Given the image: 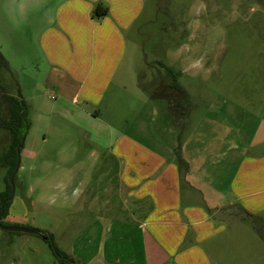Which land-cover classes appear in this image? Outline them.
<instances>
[{"label":"rangeland","instance_id":"374dc122","mask_svg":"<svg viewBox=\"0 0 264 264\" xmlns=\"http://www.w3.org/2000/svg\"><path fill=\"white\" fill-rule=\"evenodd\" d=\"M63 1L33 20L49 18ZM11 2L0 0V51L14 72L1 82L25 101L32 125L21 143L5 223L47 230L60 250L78 256L74 250L86 245L82 237L91 217L111 216V204L108 210L102 197L95 204L90 199L102 194L100 185L108 176L113 184V150L120 153L128 143L175 147L182 155L180 166L214 203L228 197L238 155L264 154V0H144L142 14L126 34L128 48L100 119L86 113L90 108L73 105L51 82L55 76L40 45L43 28L31 38L32 22L22 30L14 27ZM162 64L182 71L186 89L179 118L167 97L156 96L162 90L160 75H166ZM11 142L0 128V157ZM7 174L0 165V192ZM107 186L111 191L104 198L112 200V186ZM82 193L85 200L76 202ZM216 212L227 222L242 215L236 204ZM251 225V219L242 224L246 236ZM233 236V230L226 233L223 247L220 236L212 241L215 260L231 264ZM83 257L86 252L73 264H103L100 258L83 262ZM0 264L59 262L39 235L0 227Z\"/></svg>","mask_w":264,"mask_h":264},{"label":"crops","instance_id":"0c3cea01","mask_svg":"<svg viewBox=\"0 0 264 264\" xmlns=\"http://www.w3.org/2000/svg\"><path fill=\"white\" fill-rule=\"evenodd\" d=\"M102 2L109 13L93 16ZM143 9L144 0H65L42 29L40 45L55 76L51 82L73 105L90 108L86 113L94 118L101 117V105L128 48L126 34ZM168 100L179 118L183 105ZM174 148L128 143L119 148L121 154L113 150V184L108 176L100 185L102 194L90 199L95 204L102 197L108 210L111 204V216L103 212L91 217L82 237L86 245L77 244L75 261L86 252L81 259L86 263L100 258L103 264H229L212 257L211 243L220 236L218 246L223 247L224 236L233 230L231 264H264V237L253 224L248 236L242 230L251 219L245 212L264 221V154L238 155L225 192L229 198L214 203L194 184L190 171L185 173L182 155ZM107 184L112 200L104 198L111 191ZM83 199L82 193L76 202ZM232 204L243 208L241 217L236 215L233 222L217 217L218 208ZM261 229L264 233V222Z\"/></svg>","mask_w":264,"mask_h":264},{"label":"trees","instance_id":"16d2710c","mask_svg":"<svg viewBox=\"0 0 264 264\" xmlns=\"http://www.w3.org/2000/svg\"><path fill=\"white\" fill-rule=\"evenodd\" d=\"M109 13V8L103 6L102 4H98L95 9L93 16L95 17H103ZM162 67L166 69V75H160V84L158 86L162 90L156 96L158 97H167L171 99V101H177L180 103L182 100V94L185 93V88L180 82V76L182 71H175L171 66L162 64ZM166 76L168 78H166ZM8 102L5 104V107L0 111V127L5 129L11 135V144L7 151L0 157V165L8 168V174L6 177V188L4 191L0 192V223L3 225H10L4 222V219L9 214V208L12 204V200H10V196L12 194V185L10 183V178L13 175L15 168L18 163L19 153L18 151L19 145L22 143L25 138L28 130L32 125L31 119L28 118V111H24L23 108H20L18 103L13 104L12 98H5ZM181 160V159H180ZM17 177V175H16ZM15 177V180H16ZM239 209L243 211V208L239 206ZM245 214L251 218L252 224L255 228L260 232L262 237H264V233H262L261 222H264L261 217L250 214L249 212H245ZM34 229L38 230L40 233L38 234L45 241L49 243V245L53 248L54 254L59 262V264H73L75 262L74 258L66 253L65 251L60 250L56 244L54 243L53 234L47 230H40L38 228Z\"/></svg>","mask_w":264,"mask_h":264},{"label":"water","instance_id":"95a60500","mask_svg":"<svg viewBox=\"0 0 264 264\" xmlns=\"http://www.w3.org/2000/svg\"><path fill=\"white\" fill-rule=\"evenodd\" d=\"M61 0H12L11 2V18H12V23L14 24L13 26L17 27L18 29H24L28 27L29 23L32 22L33 17L41 10H45V13L43 14L44 16L47 15L48 9L52 8V6H55L57 3H59ZM42 15V16H43ZM50 15V14H48ZM48 17H42L39 18L40 23L38 21V25H32L31 30H30V35L31 38L34 37L36 31H40L44 27V23L48 22L51 18V16L47 19ZM22 145L20 144V147L18 148V151ZM20 168V160L18 159L17 166L15 168V171L13 175L10 178V183L12 185V194L10 196V200H13L14 194H15V177L19 171ZM0 227L4 230L7 231H12V232H26V233H31V234H36L38 235L40 232L34 228H28V227H23V226H17V225H3L0 223Z\"/></svg>","mask_w":264,"mask_h":264},{"label":"flooded vegetation","instance_id":"af4514ba","mask_svg":"<svg viewBox=\"0 0 264 264\" xmlns=\"http://www.w3.org/2000/svg\"><path fill=\"white\" fill-rule=\"evenodd\" d=\"M38 20H32V25H38ZM30 30L31 28H29V31L28 33H30ZM31 34V33H30ZM14 72L12 66H11V63L10 61L6 58V56L0 51V110L2 108L5 107V104H7V100L5 99L6 96L8 98H12V103L13 104H16L18 103L19 107L20 108H23V109H26V103L25 101L22 99V100H19V97H16L10 93H8L7 91L4 90V87H3V82L1 81H4L3 79H5V77H10L11 74ZM4 75V77H3ZM1 78H3L1 80ZM1 112V111H0ZM1 128V127H0ZM2 129V128H1ZM5 130V129H3ZM7 132V131H6ZM9 136H11L9 133H8Z\"/></svg>","mask_w":264,"mask_h":264}]
</instances>
